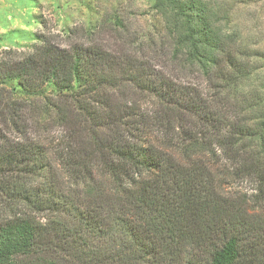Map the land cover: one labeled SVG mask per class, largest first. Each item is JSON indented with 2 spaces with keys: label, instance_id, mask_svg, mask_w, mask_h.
<instances>
[{
  "label": "trees",
  "instance_id": "16d2710c",
  "mask_svg": "<svg viewBox=\"0 0 264 264\" xmlns=\"http://www.w3.org/2000/svg\"><path fill=\"white\" fill-rule=\"evenodd\" d=\"M151 1L0 55V264H264V55Z\"/></svg>",
  "mask_w": 264,
  "mask_h": 264
},
{
  "label": "rangeland",
  "instance_id": "374dc122",
  "mask_svg": "<svg viewBox=\"0 0 264 264\" xmlns=\"http://www.w3.org/2000/svg\"><path fill=\"white\" fill-rule=\"evenodd\" d=\"M214 1L230 11L225 26L264 55V0ZM105 15L123 18L134 33L162 30L151 0H0V55L6 49H32L38 34L64 44L73 29L80 33H72V41L82 40V30L93 28ZM257 63L264 68V58Z\"/></svg>",
  "mask_w": 264,
  "mask_h": 264
}]
</instances>
